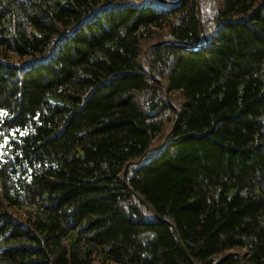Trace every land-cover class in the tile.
Instances as JSON below:
<instances>
[{
	"label": "trees",
	"instance_id": "1",
	"mask_svg": "<svg viewBox=\"0 0 264 264\" xmlns=\"http://www.w3.org/2000/svg\"><path fill=\"white\" fill-rule=\"evenodd\" d=\"M0 264H264V0H0Z\"/></svg>",
	"mask_w": 264,
	"mask_h": 264
},
{
	"label": "water",
	"instance_id": "2",
	"mask_svg": "<svg viewBox=\"0 0 264 264\" xmlns=\"http://www.w3.org/2000/svg\"><path fill=\"white\" fill-rule=\"evenodd\" d=\"M197 13H198V15L200 14V9H199V6H197ZM125 175V171H124V174H123V176ZM140 201L143 203V204H146V202L145 201H143L142 199H140ZM243 258V257H242Z\"/></svg>",
	"mask_w": 264,
	"mask_h": 264
},
{
	"label": "rangeland",
	"instance_id": "3",
	"mask_svg": "<svg viewBox=\"0 0 264 264\" xmlns=\"http://www.w3.org/2000/svg\"><path fill=\"white\" fill-rule=\"evenodd\" d=\"M144 55L146 56V51H144ZM147 57V56H146Z\"/></svg>",
	"mask_w": 264,
	"mask_h": 264
}]
</instances>
